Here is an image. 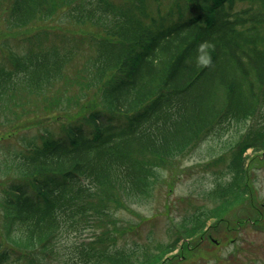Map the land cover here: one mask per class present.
<instances>
[{
	"label": "trees",
	"instance_id": "obj_1",
	"mask_svg": "<svg viewBox=\"0 0 264 264\" xmlns=\"http://www.w3.org/2000/svg\"><path fill=\"white\" fill-rule=\"evenodd\" d=\"M236 3L244 6L236 9ZM158 6L150 10L147 0H0L8 34L27 29L19 49L3 44V113L19 90L44 99L74 54L58 44L46 48L47 28L33 30L42 27L39 21L62 11L104 32L92 38L93 95L103 106L82 105L59 133L14 156L20 181L8 185L1 204L0 264H49L61 238L93 229L126 202L148 198L172 160L229 127L249 123L230 156L232 181L213 191L222 208L191 215L187 232H200L210 216L220 220L235 203L248 149L264 163V0H173L162 14ZM42 111L49 119L51 110ZM181 239L159 250L171 253ZM95 241L65 248L64 264L159 260L135 261L132 250H102Z\"/></svg>",
	"mask_w": 264,
	"mask_h": 264
},
{
	"label": "rangeland",
	"instance_id": "obj_2",
	"mask_svg": "<svg viewBox=\"0 0 264 264\" xmlns=\"http://www.w3.org/2000/svg\"><path fill=\"white\" fill-rule=\"evenodd\" d=\"M147 2L150 10L158 6L156 0ZM172 4L173 0H160V13H166ZM243 6L236 3L235 8ZM38 24L42 27L34 25L33 30L47 28L46 48L52 43L58 44L59 51H63L62 47L71 48L74 54L44 99L19 90L8 105L10 112L0 111V209L9 196L8 185L20 181L16 169L18 157L14 156L29 145H39L47 134L59 133L63 123L80 114L82 105L92 101L90 108H95L102 104L99 95H93L97 81L92 38L104 34L103 30L66 17L62 11ZM26 31L21 29L8 34L10 30L0 14V61L7 58L4 42L19 49L23 46L19 37ZM43 108L51 110L49 119L42 115ZM53 112L55 118H51ZM5 120H10L9 126ZM12 124L16 128L11 131ZM248 125L229 127L222 135L210 137L172 160L168 166L171 169L162 171V177L154 180L148 198L126 202L111 216L95 221L93 229L61 238L56 244L57 254L49 264H64L65 248H72L79 241L87 245L95 239L98 249L132 250L135 261L148 262L151 256H156L159 260L153 264H264V163H258L250 149L245 153L250 164L245 167L244 178L236 188L239 192L235 203L224 210L220 220L215 215L210 216L200 232L192 236L187 232L191 228L187 222L191 215L222 208L223 199H218L213 191L232 181L230 156ZM176 237L184 238L177 249L161 253L159 248Z\"/></svg>",
	"mask_w": 264,
	"mask_h": 264
}]
</instances>
